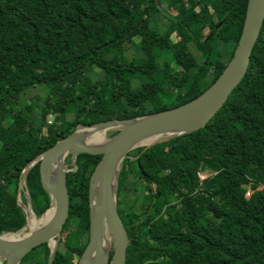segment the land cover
<instances>
[{
    "label": "trees",
    "instance_id": "trees-1",
    "mask_svg": "<svg viewBox=\"0 0 264 264\" xmlns=\"http://www.w3.org/2000/svg\"><path fill=\"white\" fill-rule=\"evenodd\" d=\"M247 4L0 0V235L25 226L15 200L21 171L76 124L153 114L204 92L233 55ZM35 89L44 97L21 104ZM99 156L63 160L68 207L51 264H76L87 241L85 190ZM129 173L140 183L132 197ZM116 183L123 264H264V22L243 79L209 122L127 151ZM23 192L39 218L50 201L37 163L19 193L26 205ZM48 254L41 244L18 264H47Z\"/></svg>",
    "mask_w": 264,
    "mask_h": 264
},
{
    "label": "water",
    "instance_id": "water-1",
    "mask_svg": "<svg viewBox=\"0 0 264 264\" xmlns=\"http://www.w3.org/2000/svg\"><path fill=\"white\" fill-rule=\"evenodd\" d=\"M263 22L264 0H248L241 34L232 57L217 79L191 101L171 109L132 119H114L88 126L76 124L69 134L54 142L48 149H45L30 161L21 171L20 179L17 182L16 204L23 210L25 225L27 226V218L32 213L27 203L26 205L20 203L19 193L21 188L24 187L27 170L37 163L39 183L41 189L49 198L48 208L53 204V216L46 225H41L33 230L28 229L26 234H22L20 238L12 242L0 240V259L2 260L0 264H18L27 252L41 244H45L48 248L47 264H51L60 229L67 214L68 199L65 172L69 169L63 164L67 153L100 155L90 172L85 190L88 207V237L76 264H123L127 236L115 206L116 178L120 161L126 152L131 149L147 147L162 140L192 133L203 128L243 79ZM88 127L103 129L104 131L116 130V133L106 138L107 141L101 148L76 145L73 142L75 130ZM60 153H63L60 163L52 172V163ZM64 154L65 156H63ZM71 170H75V166ZM112 178L114 183L110 187L109 183ZM95 181L98 183V188L95 194L91 196V188ZM103 223L110 235V242L107 251L100 256L98 248ZM23 229L24 227L18 232L10 234H17ZM49 240H53L51 248L48 244ZM93 248L95 249V256L89 260V254ZM109 249H111V255L107 261Z\"/></svg>",
    "mask_w": 264,
    "mask_h": 264
},
{
    "label": "bare ground",
    "instance_id": "bare-ground-1",
    "mask_svg": "<svg viewBox=\"0 0 264 264\" xmlns=\"http://www.w3.org/2000/svg\"><path fill=\"white\" fill-rule=\"evenodd\" d=\"M106 141L107 139L104 137V130L96 129L94 127L77 128L73 134V142L76 143V145H79L82 147L101 148L106 143ZM62 154L63 153H60L55 158V161L52 163V172H54L57 166L59 165ZM63 156H65V154ZM113 183H114V179L112 178L109 183V186L111 187ZM97 188H98V183L95 181V183L93 184L91 188V193H90L91 196L95 194ZM53 211H54V208L52 204L48 208V210L44 212L42 216L39 218H35L32 215H29L27 218V229L33 230V229L40 227L41 225H46L47 223H49L50 220L52 219ZM21 235L20 233H17V234H10V233L5 234L4 233L0 236V240L3 242H12L20 238ZM48 242H49L48 243L49 247L51 248L53 246V240H49ZM109 242H110V235L107 231L106 225L103 223L102 233L100 236V243H99V248H98L100 256H102L107 251ZM94 256H95V249L93 248L89 254V260L93 259Z\"/></svg>",
    "mask_w": 264,
    "mask_h": 264
},
{
    "label": "rangeland",
    "instance_id": "rangeland-1",
    "mask_svg": "<svg viewBox=\"0 0 264 264\" xmlns=\"http://www.w3.org/2000/svg\"><path fill=\"white\" fill-rule=\"evenodd\" d=\"M162 7L163 8H166V5H165V3H162ZM125 56H127V57H130V53L129 52H126L125 53ZM88 77H89V79H90V81L91 82H94V81H96L97 79H99L100 78V74H98V73H90L89 75H88ZM212 77L211 76H209L207 79H211ZM132 84H133V86H137L138 84H140V81L139 82H136V81H132ZM44 95H45V92L44 91H40V90H38V89H35V90H31V91H26L23 95H22V98L20 99V103L21 104H23V103H27V102H29V100H33L34 99V97H36L37 96V98H38V100H41L43 97H44ZM49 117V116H48ZM67 119H70L69 117H67ZM47 120H49V121H51V117H49ZM7 124H8V121H6V123H3L1 126L3 127V128H5L6 126H7ZM110 130H105L104 131V137L105 138H108V137H110L109 135H108V132H109ZM125 156V155H124ZM121 162V161H120ZM120 164V163H119ZM118 168H119V165H118ZM117 173H118V171H117ZM199 174V177H204L205 175H207L208 173L206 172V171H202V172H199L198 173ZM116 181H117V178H116ZM117 184V183H116ZM126 186H127V188H128V194H129V196H133V195H135V193H137L138 192V190L140 189V183H139V181H137V180H135L133 177H132V175H131V173H129L128 174V177H127V183H126ZM21 191H23V188H21ZM249 192H250V190L248 191V192H246L245 194L246 195H248L249 194ZM24 193V197H26L27 195V193L26 192H23ZM19 201H20V198H19ZM20 203H21V201H20ZM26 226V225H25ZM24 226V231L23 230H21L19 233H20V235L21 234H26L27 232H28V229H27V226L25 227ZM109 248V247H108ZM109 251V250H108ZM2 262V260L0 259V263Z\"/></svg>",
    "mask_w": 264,
    "mask_h": 264
},
{
    "label": "built area",
    "instance_id": "built-area-1",
    "mask_svg": "<svg viewBox=\"0 0 264 264\" xmlns=\"http://www.w3.org/2000/svg\"><path fill=\"white\" fill-rule=\"evenodd\" d=\"M49 117H47V119H48ZM50 121L49 120H47V123H49ZM198 176H199V174H198ZM200 178H202V177H200ZM27 195V194H26ZM25 200H26V203L29 205V203H28V197L26 196L25 197Z\"/></svg>",
    "mask_w": 264,
    "mask_h": 264
},
{
    "label": "clouds",
    "instance_id": "clouds-1",
    "mask_svg": "<svg viewBox=\"0 0 264 264\" xmlns=\"http://www.w3.org/2000/svg\"><path fill=\"white\" fill-rule=\"evenodd\" d=\"M205 176H206V175H205ZM205 176H204V177H205ZM202 178H203V177H202ZM248 191H249V189L247 190V192H248Z\"/></svg>",
    "mask_w": 264,
    "mask_h": 264
}]
</instances>
